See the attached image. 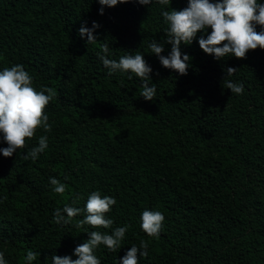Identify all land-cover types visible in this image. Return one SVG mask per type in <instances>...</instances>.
<instances>
[{
    "label": "trees",
    "instance_id": "trees-1",
    "mask_svg": "<svg viewBox=\"0 0 264 264\" xmlns=\"http://www.w3.org/2000/svg\"><path fill=\"white\" fill-rule=\"evenodd\" d=\"M187 3L129 0L101 15L98 0H0V71L22 64L37 91L57 92L45 109L51 132L38 129L12 157L0 153V252L8 264H26L29 249L40 252L33 264L76 259L88 232L110 233L77 227L83 212L68 225L53 221L65 204L83 209L92 191L116 199L112 228L129 225L120 249L95 250L101 264H119L141 240L149 246L139 264H264V49L218 61L198 43L208 28L180 46L191 57L186 75L163 67L149 48L165 40L161 11ZM93 21L97 41L87 45L78 29ZM105 43L109 59L144 56L154 100L140 96L139 78L108 75L97 55ZM170 50L164 43L162 55ZM226 67L238 69L227 79L243 84L242 95L222 86ZM41 135L48 148L25 161ZM50 177L67 185L63 196ZM145 209L165 216L158 237L140 228Z\"/></svg>",
    "mask_w": 264,
    "mask_h": 264
},
{
    "label": "clouds",
    "instance_id": "clouds-1",
    "mask_svg": "<svg viewBox=\"0 0 264 264\" xmlns=\"http://www.w3.org/2000/svg\"><path fill=\"white\" fill-rule=\"evenodd\" d=\"M129 0H98L101 5L99 13L103 15L105 7H115ZM141 5H150L153 0H137ZM161 6H168L170 0H155ZM161 15L167 24L164 43L171 45L167 56L162 55L164 43L153 40L149 44L152 54H155L165 68L174 70L180 75H186L191 57L181 52V44L191 45L198 32H211L206 38L201 35L198 39L200 48L214 59L221 60L228 56L237 59H245L250 50L264 49V3L260 0H188L187 7L177 10H162ZM257 25L260 31H257ZM100 25L93 21L92 27L83 24L78 29V34L83 38L87 36L86 44L97 41L94 35L95 29ZM101 53H97L108 75L116 73H129L128 79L133 76L142 82L140 96L152 101L156 97L155 84L151 81L152 68L144 56L137 52L135 55H123L117 61L109 59V45H101ZM235 67H226L222 86L230 89L232 94L242 95L244 86L242 83H234L227 77L237 72ZM57 92L51 87L42 86L39 91L33 87V77L25 70L22 64H15L0 71V140L7 147L0 148L4 157H12L17 151H23L28 147V140L35 137L38 129L45 133L52 130L49 116L45 113L47 105L56 97ZM48 148V136L41 135L38 144L31 147L23 159L36 161L38 156ZM52 191L61 196L67 190V185L61 183L55 177L49 178ZM75 203V201H73ZM117 203L116 199L109 195H101L100 191H92L87 198L84 208L69 206L57 208L53 214V221L58 225H68L83 212L84 218L77 221V227L88 225L93 229H112L111 232L90 231L88 239L77 245L70 255H53L52 264H101L95 250L103 245L109 252H115L122 246L129 225L112 228L114 221L107 218L112 207ZM165 216L157 210L145 209L140 216V228L149 237H158L163 228ZM148 241L141 240L139 247H132L120 258L119 264H139L140 257L148 256ZM139 254V255H138ZM40 256V252L27 250L24 260L26 264ZM0 264H8L4 252H0Z\"/></svg>",
    "mask_w": 264,
    "mask_h": 264
}]
</instances>
